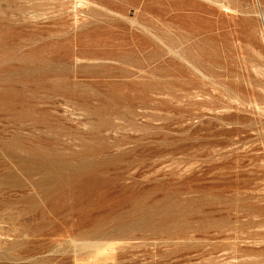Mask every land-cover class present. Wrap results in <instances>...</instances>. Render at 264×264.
Returning a JSON list of instances; mask_svg holds the SVG:
<instances>
[{
	"label": "rangeland",
	"instance_id": "rangeland-1",
	"mask_svg": "<svg viewBox=\"0 0 264 264\" xmlns=\"http://www.w3.org/2000/svg\"><path fill=\"white\" fill-rule=\"evenodd\" d=\"M194 247L264 264V0H0V264Z\"/></svg>",
	"mask_w": 264,
	"mask_h": 264
},
{
	"label": "bare ground",
	"instance_id": "bare-ground-1",
	"mask_svg": "<svg viewBox=\"0 0 264 264\" xmlns=\"http://www.w3.org/2000/svg\"><path fill=\"white\" fill-rule=\"evenodd\" d=\"M33 1V0H32ZM39 1V0H38ZM175 216V215H174ZM180 216V215H179ZM184 227V226H183ZM193 227V226H192ZM187 228V227H186ZM200 228H203V227H200ZM200 228L199 229H197L196 231H200ZM204 228H206V227H204ZM181 229V228H180ZM185 229V228H184ZM183 229V230H184ZM189 229V228H188ZM223 229V228H222ZM190 230V229H189ZM203 230V229H202ZM220 230V229H219ZM229 230V229H228ZM231 230V229H230ZM172 231V230H171ZM174 231V230H173ZM212 231V230H211ZM177 232V231H176ZM235 232V231H234ZM169 233H171V232H169ZM196 233V232H195ZM217 233V232H216ZM222 233V234H221ZM226 233V232H225ZM233 233V232H232ZM162 234H164V233H162ZM161 234V235H162ZM167 234V233H166ZM184 233H182V235H183ZM185 234H188V233H185ZM194 234V233H193ZM203 234V233H202ZM211 234V233H210ZM168 235V234H167ZM172 235V234H171ZM175 235V234H174ZM177 235V234H176ZM175 235V236H176ZM181 235V236H182ZM191 235V234H190ZM189 235V236H190ZM229 235V234H228ZM234 235V234H233ZM170 235H168V237H169ZM178 236V235H177ZM218 236L219 237H223L224 236V234H223V232H218ZM160 237V236H159ZM199 236H198V234H194L193 236H191L190 237V239H192V241L194 240V241H196L197 239H199L198 238ZM212 237V236H211ZM225 237V236H224ZM235 237V236H234ZM238 237V236H237ZM161 238H162V236H161ZM170 238V237H169ZM189 238V237H188ZM218 238V237H217ZM226 238V237H225ZM164 239V238H163ZM162 239V240H163ZM181 239V238H180ZM205 239V238H204ZM224 239V238H223ZM222 239V240H223ZM229 240H230V238H228ZM160 240V239H159ZM188 240V239H187ZM186 240V241H187ZM203 240V239H202ZM217 240V239H216ZM225 240V239H224ZM232 240H234V239H232ZM198 241V240H197ZM205 241H206V239H205ZM209 240H207V242H208ZM229 242V241H228ZM228 242H225V243H227L228 244ZM197 243V242H196ZM200 243H201V240H200ZM223 243V242H222ZM232 243V242H231ZM230 243V244H231ZM234 243V242H233ZM233 243H232V245H233ZM236 243V242H235ZM217 244V243H216ZM203 245H205V246H207L206 244H204L203 243ZM219 245H221V244H219ZM237 245V244H236ZM194 246V245H193ZM193 246H191V247H193ZM210 246V245H209ZM208 246V247H209ZM223 246V245H222ZM229 246V245H228ZM227 245H225V247L226 248H224L220 253H223V252H227L228 251V247ZM238 246V245H237ZM197 247V246H196ZM196 247H194V248H192V249H189V250H187V252L184 254L185 256H183V255H180V256H177V264H190L191 263V261H193L191 258L190 259H186L188 256H191V253H193V252H195V251H197V248ZM200 247V246H199ZM202 248H204L203 246H201ZM216 247H217V245H216ZM231 248H232V246H230ZM233 247H235V245L233 246ZM241 247V246H240ZM188 249V248H187ZM205 249V248H204ZM234 249H236V247L234 248ZM203 250V249H202ZM201 250V252L203 253V251ZM207 250V249H206ZM216 250V249H215ZM186 251V250H185ZM200 251V250H199ZM156 252V251H155ZM210 252V251H209ZM209 252H207V253H209ZM213 252V251H212ZM211 252V253H212ZM232 252H234V251H232ZM236 252V251H235ZM216 253V252H215ZM230 253H231V250H230ZM197 254H199V253H197ZM196 254V255H197ZM234 254V253H233ZM200 255V254H199ZM203 255H205V254H203ZM224 255V254H223ZM226 255V254H225ZM232 255V254H231ZM218 256V255H217ZM221 256V255H220ZM199 257V256H198ZM201 257V256H200ZM216 257V256H215ZM205 258V257H204ZM221 258V257H220ZM176 259V258H175ZM194 259V258H193ZM213 259V258H212ZM173 260V259H172ZM196 260V259H195ZM207 260V259H206ZM214 260V259H213ZM202 261H205V259L204 260H202ZM210 261H211V259H210ZM199 262H201V261H199ZM197 263V262H196ZM207 263V262H206ZM208 263H209V260H208ZM207 263V264H208ZM211 263V262H210ZM156 264V263H155ZM194 264V263H193Z\"/></svg>",
	"mask_w": 264,
	"mask_h": 264
}]
</instances>
